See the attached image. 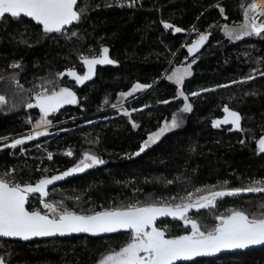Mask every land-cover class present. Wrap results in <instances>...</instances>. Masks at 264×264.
<instances>
[{
	"label": "trees",
	"instance_id": "obj_1",
	"mask_svg": "<svg viewBox=\"0 0 264 264\" xmlns=\"http://www.w3.org/2000/svg\"><path fill=\"white\" fill-rule=\"evenodd\" d=\"M253 1L79 0L80 19L61 33H44L27 17L0 20V95L6 101L0 105V138H6L0 139V176L35 183L72 168L85 152L94 154L104 163L47 187L45 200L80 213L135 202L174 205L196 189L205 190L196 193L201 195L264 181V152L257 143L264 134V34L235 39L225 32L227 24L244 22V10ZM162 21L183 31L165 29ZM201 33L208 39L190 56L188 44ZM104 47L114 63L96 65L91 79L77 84L58 76L70 68L83 75L87 69L81 57L96 56ZM193 59L191 75L181 84L167 78L174 66ZM135 83L151 87L122 98L120 93ZM44 87L70 88L77 103L49 115L53 124L46 135L16 148L5 147L25 136L42 115L27 104ZM180 91L187 101L179 97ZM122 100L123 106L113 107ZM186 102L191 111L181 112ZM225 106L240 112V129L231 124L212 126ZM173 115L179 117V126L135 155L148 134ZM133 122L139 127H132ZM68 151L73 155H65ZM262 205L264 193L241 192L217 198L214 208L188 213L204 218L211 227L216 215L230 209L259 215ZM28 206L42 208L39 194L30 195ZM159 226L168 237L187 232L183 221L173 217ZM129 238L130 232L121 231L15 239L10 241L11 261L99 264ZM177 264H264V246Z\"/></svg>",
	"mask_w": 264,
	"mask_h": 264
},
{
	"label": "snow or ice",
	"instance_id": "obj_2",
	"mask_svg": "<svg viewBox=\"0 0 264 264\" xmlns=\"http://www.w3.org/2000/svg\"><path fill=\"white\" fill-rule=\"evenodd\" d=\"M76 5L77 0H0V20L9 16L13 19L27 17L42 26L44 33H61L65 26L80 19ZM260 15H264V9L255 2L248 4L244 10V23L239 25L238 30L225 27L226 34L235 39L250 35L261 36L264 34V22H257ZM162 24L165 29H174L177 33L183 31L170 23L162 21ZM207 39L206 34H199V38L188 47L189 54L198 51ZM108 52L109 49L104 47L96 56L91 58L82 56V63L87 68V72L83 75L77 74L74 69L70 68L66 72L58 73V76L60 78L68 76L73 78L77 84H82L92 78L96 65L114 63L109 58ZM11 67L19 68L20 65L13 64ZM190 68L191 65L177 69L167 78L174 80L179 85L186 76L191 74ZM249 79H254V77L250 76ZM145 87L151 86L138 83L133 86L131 92H122L120 96L132 95L135 91ZM178 95L187 101L188 98L183 91H180ZM192 95H199V93H192ZM35 101V104L29 103L27 107L39 108L42 116L35 127L40 128L51 124V121L47 119L49 114L57 112L66 104L77 103V98L70 88L60 87L59 90L55 88L49 90L44 87L42 91L36 93ZM168 102L164 101V103ZM4 103H6L5 97L0 95V105ZM180 111H191V105L186 102ZM224 112L226 114L224 118L214 120L212 126L220 127L222 124H232L236 129H239V114L226 106ZM124 114L130 115L127 111ZM178 126V117L173 115L170 121H165L156 132L148 135L135 155L144 152L162 135ZM132 127L136 128L139 125L133 122ZM46 134V130L35 131L33 134L16 139L10 145L4 146L16 148L26 141ZM257 143L259 151L264 152V136ZM65 155L72 156L73 153L68 151ZM48 159H52L51 153L48 154ZM103 163L104 161L96 155L85 152L83 158L72 168L59 175L45 176L35 184H21L0 176V237L29 240L32 237L64 236L73 233L99 235L121 231L130 232L128 242L118 251L113 250L105 255L99 264H177L179 261H190L194 257L210 256L223 250L264 246V211H261L259 215H250L242 210L230 209L226 214L216 215V223L211 227H202L197 220L187 215L190 209L214 208L217 198L226 195H236L241 192L264 193V181H254L246 188H234L226 191L207 190V194L202 195H196V193H203L205 190L196 189V193H188L186 197L180 198V203L174 205L164 202L147 204L135 202L101 211L90 210V214L78 213L46 202L48 185L73 173L82 172ZM33 194H39L42 208L29 210L26 207L29 196ZM194 196L195 199H193ZM165 216L183 221L184 227L190 230L182 235L166 236L165 231L154 226L158 217ZM0 264H4L3 258H0Z\"/></svg>",
	"mask_w": 264,
	"mask_h": 264
},
{
	"label": "rangeland",
	"instance_id": "obj_3",
	"mask_svg": "<svg viewBox=\"0 0 264 264\" xmlns=\"http://www.w3.org/2000/svg\"><path fill=\"white\" fill-rule=\"evenodd\" d=\"M254 2V1H253ZM260 22H264V19L262 20V21H260ZM244 22H242V23H238V24H227L225 27H227L228 29H235V30H238L239 29V25H241V24H243ZM259 23V22H258ZM110 58V57H109ZM111 59V58H110ZM194 60V59H193ZM193 60H191V61H189L188 63H185V64H182V65H176V66H174L172 69H171V71L168 73V76H171L172 75V73H173V71H175V70H177V69H183V68H185V67H187L188 65H191V68H190V72H192V65H193ZM87 69V68H86ZM86 71V70H85ZM191 75V74H190ZM190 75H188V76H190ZM188 76H186L185 78H187ZM184 78V79H185ZM172 81H174V80H172ZM175 82V81H174ZM183 82V81H182ZM136 84H138V83H135L134 85H136ZM133 85V86H134ZM133 86L129 89V90H125V91H123V93H128V92H131L132 91V89H133ZM140 90V89H139ZM139 90H137V91H139ZM137 91H135L134 93H132V95H128V96H125V97H122V98H130L131 96H133ZM122 93V92H121ZM125 104V100L123 101L122 100V102H120V103H118V104H116L115 105V107H121V106H123ZM124 111H125V109H124ZM50 115V114H49ZM42 116V115H41ZM41 116H40V118L35 122V124H34V126H33V128H31L28 132H27V134L25 135V136H20V137H17V138H14L10 143H12L14 140H16V139H20V138H23V137H26V136H28L29 134H33L35 131H45L46 130V132L48 133L49 132V130H50V126L53 124V122H52V120L50 119V116H48L47 117V119L48 120H50L51 121V124L50 125H44V126H42V127H40V128H36L35 127V125H36V123L41 119ZM178 117V116H177ZM171 119H169V120H166V121H170ZM165 122V121H164ZM164 122H163V124H164ZM178 123H179V117H178ZM162 124V125H163ZM161 125V126H162ZM159 129V127L156 129V130H154V131H152V132H156L157 130ZM152 132H150L149 134H151ZM148 134V135H149ZM163 136V135H162ZM148 137V136H147ZM161 138V137H160ZM147 139V138H146ZM211 190H217V191H220V190H225L226 191V189H211ZM191 193V192H190ZM204 194H207V191H206V193H204ZM202 195V194H201ZM193 199H195V196L193 197ZM46 202H49V201H47L46 200ZM50 203H54V202H50ZM54 204H56V203H54ZM57 206H58V204H57ZM58 207H60V206H58ZM46 211V210H45ZM228 212V211H227ZM226 212V213H227ZM226 213H224V214H226ZM187 215L190 217V218H192V219H195V220H197L202 226H207V227H209V225H208V222L207 221H205L204 220V218L202 219L201 217H196L194 214H191V213H187ZM204 216V215H203ZM190 229H188L187 228V231H189ZM116 251H118V250H116ZM109 253V252H108ZM108 253H106L105 255H107ZM104 255V256H105ZM103 256V257H104Z\"/></svg>",
	"mask_w": 264,
	"mask_h": 264
},
{
	"label": "water",
	"instance_id": "obj_4",
	"mask_svg": "<svg viewBox=\"0 0 264 264\" xmlns=\"http://www.w3.org/2000/svg\"><path fill=\"white\" fill-rule=\"evenodd\" d=\"M78 4H79V0H77V5H76V10H77V7H78ZM78 11V10H77ZM76 22V21H75ZM75 22H73L71 25H67V26H65V28H67V27H70V26H72ZM197 40V39H196ZM194 42V41H193ZM192 42V43H193ZM192 43H190V44H188V47L192 44ZM202 47V46H201ZM201 47L199 48V50L201 49ZM198 50V51H199ZM198 51H196L195 53H197ZM194 53V54H195ZM194 54H191V55H194ZM190 55V54H189ZM190 55V56H191ZM71 69H73V68H71ZM75 70V69H74ZM76 71V70H75ZM77 72V71H76ZM77 74H79L78 72H77ZM59 90V89H58ZM72 90V89H71ZM74 93H75V91L74 90H72ZM76 94V93H75ZM76 98H77V95H76ZM35 99L33 100V101H31L30 103H32V104H35ZM29 104V103H28ZM27 104V105H28ZM62 108V107H61ZM60 108V109H61ZM230 110H232V111H235V112H237L238 114H239V116H240V126H239V129L241 128V114H240V112L239 111H237V110H235V109H233V108H230V107H228ZM39 109V108H38ZM226 114H225V112H224V114H222L221 116H219V117H217L215 120H222L223 118H224V116H225ZM232 125V124H231ZM233 126V125H232ZM233 128L234 129H236L234 126H233ZM262 136H264V134L262 135ZM21 184H23V183H21ZM33 184H35V183H33ZM52 185V184H51ZM48 186H50V185H48ZM47 186V187H48ZM30 197V196H29ZM26 207L29 209V210H33V209H31V208H29V206H28V204L26 205ZM101 211V210H100ZM78 213H80V212H78ZM83 214H90V213H83ZM167 217H170V216H165V217H158L157 218V220H156V222H155V227H157L158 229H160V230H163L164 231V229L162 228V227H160L159 226V222L161 221V220H163V219H165V218H167ZM74 234H89V235H92V234H90V233H73V234H68V235H74ZM105 234H112V233H103V234H99V235H105ZM68 235H64V236H68ZM55 236H60V235H55ZM55 236H47V237H32V238H30L29 240H32V239H35V238H49V237H55ZM167 236V235H166ZM15 239H19V240H23V239H20V238H15ZM29 240H23V241H29ZM260 245H258V246H250V247H248V248H253V247H259ZM248 248H246V249H248ZM239 250H245V249H235V250H223V251H221V252H219V253H216V254H214V255H210L209 257H212V256H215V255H219V254H221V253H228V252H234V251H239ZM200 257H208V256H200ZM195 258H198V257H194L193 259H195ZM192 259V260H193ZM179 262H188V261H179ZM179 262H177V263H179ZM4 264H8L6 261H4Z\"/></svg>",
	"mask_w": 264,
	"mask_h": 264
},
{
	"label": "flooded vegetation",
	"instance_id": "obj_5",
	"mask_svg": "<svg viewBox=\"0 0 264 264\" xmlns=\"http://www.w3.org/2000/svg\"><path fill=\"white\" fill-rule=\"evenodd\" d=\"M14 240L15 238L0 237V258H3V261H6L8 264H15L11 261L14 253V242L10 244V241Z\"/></svg>",
	"mask_w": 264,
	"mask_h": 264
},
{
	"label": "built area",
	"instance_id": "obj_6",
	"mask_svg": "<svg viewBox=\"0 0 264 264\" xmlns=\"http://www.w3.org/2000/svg\"><path fill=\"white\" fill-rule=\"evenodd\" d=\"M131 0H119L120 3H126V2H130ZM255 3H257L259 5L260 8L264 9V0H254ZM250 15H253L252 13H250ZM264 19V15H260L258 17V21L257 22H260ZM29 131V130H28Z\"/></svg>",
	"mask_w": 264,
	"mask_h": 264
}]
</instances>
